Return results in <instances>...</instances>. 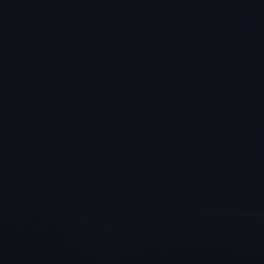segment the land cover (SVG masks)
Here are the masks:
<instances>
[{
  "label": "water",
  "instance_id": "obj_1",
  "mask_svg": "<svg viewBox=\"0 0 264 264\" xmlns=\"http://www.w3.org/2000/svg\"><path fill=\"white\" fill-rule=\"evenodd\" d=\"M0 264H264V0H0Z\"/></svg>",
  "mask_w": 264,
  "mask_h": 264
}]
</instances>
